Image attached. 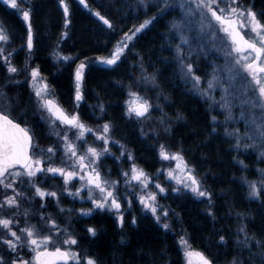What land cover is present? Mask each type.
Instances as JSON below:
<instances>
[{
	"label": "snow or ice",
	"instance_id": "6c2138e0",
	"mask_svg": "<svg viewBox=\"0 0 264 264\" xmlns=\"http://www.w3.org/2000/svg\"><path fill=\"white\" fill-rule=\"evenodd\" d=\"M3 2L17 10L27 24L26 47L31 58L34 48L33 28L30 23L31 11L21 9L20 4L24 0H3ZM79 3L85 8L89 7L86 0H79ZM60 5L65 17L64 27L67 28L70 24V9L65 0H60ZM137 5L145 9L158 6V11L152 17L144 19L138 26L134 25L129 31L123 32L120 39L113 45L110 54L106 57H96V61L110 66L117 65L125 56L126 50H131V42L138 39V34L148 29L158 18L167 15L169 11L179 8V19L173 18L168 30L179 36V43L175 45L174 59L177 62L180 79L185 84L190 83L192 90L197 91L201 96H209L213 104H215V98L209 94L219 87L223 94L219 103L225 113L224 122L243 119L247 129L244 133H240L239 129H225V135L235 138L234 148L237 151L242 147L244 149L258 148L259 155L264 158V19H261L264 17V11L257 13L252 6H242L240 0H178V2L177 0H162V2L157 0V5H152L151 0H137ZM89 11L92 10L89 9ZM93 15L98 17L107 29L115 33V25L110 19L99 11L93 12ZM192 33L195 35L193 36ZM63 35L67 36L68 33L65 32ZM9 39L5 29L0 27V41L8 42ZM194 39L197 42V48L192 46ZM208 45L216 51L223 50L225 63L223 67L214 65L207 79V87L202 88L204 78L196 75L199 69L194 67L193 63H186L184 46L189 49L187 58H190L196 51L207 55ZM11 56V52L6 54L4 48L0 47V61H3V65L6 66L7 73L18 74L22 69L12 64ZM57 59L69 61L71 57L57 54ZM88 67V58H85L76 65L72 74L74 99L77 106L84 98L83 84ZM140 67L144 72L143 64ZM30 76V87L34 92L36 110L48 113L49 126L54 129V135L60 142V147L55 145L47 148L39 147L26 124L22 126L17 122L18 118L11 116V98L7 97L3 88H0V98L7 101L6 104L0 105V191L11 192V195H4L0 199V230L4 232V235H0V249H3V253L0 254V264H70L73 261L75 264H98L95 257L86 256L82 259L80 253L73 250V246L78 245V239L69 232L68 226L61 227L51 213L41 212L39 222L31 223L33 212L30 208H24L21 211V200L27 199L29 203H33L36 197L42 201L51 197L57 198L56 202L59 206L58 193L41 187V184L48 179L62 177L64 190L69 196L79 197L81 202L91 201L92 208L80 209L79 216L90 217L96 210L115 212L119 226L122 228L125 222L122 201L126 197L118 194L119 180L106 178L99 168L101 158L110 151L112 125L105 122L102 125V132L95 134V142H103L102 149L88 144L81 151V145L86 143V134L93 133V129L80 119L78 113L69 114L59 105L52 97L49 85L42 82L43 78L40 76L38 67L31 68ZM141 79L145 84L151 82L155 86V73L144 75ZM9 83L15 85L20 81L9 80L5 87ZM38 84L40 86H37ZM128 87L129 99L124 101L125 114L137 120L149 119L154 110L153 105L139 92L133 91L132 85ZM237 106L241 109L238 117L233 113V109ZM104 107L103 103L99 105L101 113L104 112ZM156 107L159 108V105ZM165 115L162 114L158 119L159 123L166 125L164 130L168 132L170 128L166 124ZM212 120L217 122L215 116ZM57 122L64 127L56 130ZM73 131L76 133L75 137L71 135ZM244 140L251 143H244ZM58 152L63 153L60 165L53 163ZM125 153L126 149L121 145V156ZM159 155L162 160L177 162L175 168L167 170L166 173L169 180L175 181L174 192L187 190L197 198H207L211 205L212 197L203 188L202 178L197 177L195 168L190 167L179 152L169 153L165 145L161 144ZM127 157L129 161L134 159L131 152H127ZM116 159L119 160L120 157ZM238 162L247 167L243 161ZM160 171L157 170V172ZM257 171L261 177L259 181L248 180L246 177L240 179L248 186L249 199H258L264 204V198H262L264 197V168ZM121 176L124 178L127 197L137 199L142 210L150 211L158 223L162 218L167 219V210L158 214L160 208L158 195L166 191L159 182L153 181L152 177L135 163H132L129 170L121 171ZM40 177L44 179L40 180ZM74 177L79 178L80 185L75 191H71L69 184ZM25 181H27V188L34 190L31 197H26L25 192L19 190L20 187H24ZM134 185L139 187V192L134 190ZM153 186L156 191L149 190ZM82 190L87 191L86 198L81 195ZM132 205L133 199L128 198L127 208L131 209ZM47 206L46 203L40 204L41 209ZM64 211V208H59V212ZM209 215L215 218L211 208H209ZM21 217L24 221L23 227L20 226ZM132 223H136L135 217ZM162 227L169 229L170 225L164 223ZM246 228L245 224H241L237 229L238 235L244 234V239L237 238L235 244L249 250V264H253L255 257L259 258L260 264H264V241L249 236ZM45 229L47 234H44ZM86 231L93 237L97 234V229L91 226ZM61 235L66 238L60 240ZM219 239L222 243H226L224 236H220ZM252 241H255V246L260 251L251 252ZM179 245L183 251L185 264H216L214 257L193 249L183 237L179 240ZM25 249L27 252L24 251ZM230 264H238V258L234 257Z\"/></svg>",
	"mask_w": 264,
	"mask_h": 264
},
{
	"label": "trees",
	"instance_id": "16d2710c",
	"mask_svg": "<svg viewBox=\"0 0 264 264\" xmlns=\"http://www.w3.org/2000/svg\"><path fill=\"white\" fill-rule=\"evenodd\" d=\"M24 1L26 8L31 11L30 23L34 35V48L28 61L32 67L39 68L54 91V98L67 112L77 110L80 119L85 122H112L117 139L130 150L134 163L149 172L158 163L155 152L157 146L145 139L133 121L126 118L123 104L128 86L135 84L137 72L131 66L133 62L143 64L146 73H155L160 92L169 101L165 111L172 119L166 141L202 176L203 185L212 197L211 205H205L184 194L171 195L164 197L165 205L174 213L175 224L183 229L192 248L214 257L216 263L237 257L242 264H249V250L236 245L235 241L237 238L244 239L243 233H237L238 223L247 226L249 236L264 241V209L246 198L245 187L240 179L249 178L246 171H250L253 158L235 156L232 143L225 137L223 130L211 122V114L205 104L191 94H186L177 84L174 73L168 70L169 65L162 61L169 17L164 15L158 18L148 29L138 34V39L131 42V50L127 51L125 57L117 65L108 68L91 62L92 58L107 54L117 37L152 17L157 13L158 6L145 9L137 5V0H86L89 7L85 8L79 0H65L70 9V24L65 28L60 0ZM254 2L258 3V10L264 11V0ZM151 3L157 5V0H151ZM95 11L114 23L115 33L93 15ZM0 18L8 30L10 45L16 49L14 64L18 66L21 53L23 57H29L25 44L27 24L20 20L16 12L2 6ZM65 32L67 36L63 35ZM130 52L141 61L135 60L137 57L134 55L128 56ZM57 54L70 56L72 62L56 61ZM85 58H88L89 67L83 84L84 98L79 109L74 110L71 66L74 59L84 61ZM101 103L105 106L103 113L99 108ZM18 121L22 123L19 118ZM40 133V128L35 127L33 138L38 145L42 142ZM236 159L243 161L247 169L237 164ZM209 208L215 218L209 215ZM83 224L97 229L94 237H90L87 231L76 230L81 248L94 256L124 255L131 258V264L182 263L176 238L150 222L138 223L137 228L131 230L126 246L120 243L109 219L100 221L97 213H94ZM220 236L225 237L226 243L220 241ZM258 251L260 249L252 241L251 252ZM253 264H260L258 257L253 258Z\"/></svg>",
	"mask_w": 264,
	"mask_h": 264
},
{
	"label": "rangeland",
	"instance_id": "374dc122",
	"mask_svg": "<svg viewBox=\"0 0 264 264\" xmlns=\"http://www.w3.org/2000/svg\"><path fill=\"white\" fill-rule=\"evenodd\" d=\"M152 1H156V0H152ZM160 2H162V0H160ZM177 2H178V0H177ZM254 3H255L254 0H240V4L242 6H252L253 10L256 11L257 13H259L258 10L256 9V5ZM0 6L5 7L6 9H9V10H13L14 12H16L18 14L17 10L12 9L8 5L4 4L3 0H0ZM20 7H21V9H27L26 8V1L22 2L20 4ZM61 8H62V6H61ZM62 10H63V8H62ZM179 13H180L179 8H176L174 11H169L168 14L165 15V16L169 17V21H168V24L165 28V30H166L165 31L166 34L164 36L165 47L163 49L164 58L162 59V61L164 62L165 65H169L168 70L172 71L174 73V76L177 79V84L179 86H181L182 90L186 94H191L192 96L197 98L198 101L205 104V106L208 108V110L210 111V114H211L210 120L216 128L221 129V131L223 130L224 134H225V129H229V130L239 129L240 133H244L247 129L245 127V122L243 119H237L234 121H229L227 123L224 122L225 121V113H224L223 109H221L220 103H219L221 96L223 94L220 91L219 87H217L212 93L209 94L210 96H213L215 98V104H213V100L210 99L209 96H201L197 91L192 90V85L190 83L185 84L184 81L180 79V76L177 72V62L174 59L175 45L177 43H179V36L176 35L175 33L169 32V30H168L169 24L173 20V18L179 19ZM18 16H19L20 20H22L21 19L22 16L20 14H18ZM0 27H3L6 31V33L9 35L8 30L6 29V26L4 24V21L1 18H0ZM192 35L194 36L195 33H192ZM120 37H117L115 39L113 45L115 44L116 40L120 39ZM113 45L107 54H104L101 56H105V57L108 56L110 54L112 48H113ZM192 46H193V48H197V42L195 39L192 41ZM0 47L4 48L6 54L11 52L12 53V56H11L12 64L14 66H16L17 68L22 69L18 74H11L10 75L7 73V68L5 65H3V61H0V88H3L7 94V97L11 98V100H10V103L12 105V111L10 113L11 116L14 118H19L22 121V123L24 125L26 124V126L29 129H32V131L35 128V126H36V129L39 127L41 129L40 136H42L41 137L42 142H39V143L44 148H47L50 145H55L57 147H60V142L57 140V137L54 135V129L49 126L48 118H47L48 113L36 110V105L34 103V99H35L34 98V92L32 91V88L30 87V81H31L30 71L32 68V66L30 65V62L28 61V60H30V58L28 57V59H27V58L23 57V54L21 53V55H20L21 59L19 61V65L17 66L16 64H14L16 49L10 45L9 41L8 42L0 41ZM207 47H208V54L207 55H205L201 51H196V52H193V54L190 58H187V52L189 51V49L187 48V46H184V51L186 54V63H193L194 67L199 69L196 72V75H199V76L204 78L203 83L201 85L202 88L207 87V79L211 75L212 68L214 67V65H219V66L223 67V65L225 63V61L223 59V55H224L223 50L216 51L215 49L212 48L211 45H208ZM13 50H15V51H13ZM127 51L128 50H126V53H127ZM130 53L128 56L134 55L132 52H130ZM134 57H137V58H135V60L141 61L138 56L134 55ZM55 60L57 61V56H56ZM81 61L82 60L77 61L76 59H74L73 65L71 66L72 67V74H73V71H74L76 65L79 64ZM65 62H68V61H65ZM71 62H72V60H71ZM91 62H94L95 64H98V65L104 66V67H108V68L114 66V65L110 66V65H107L104 63H99L96 61V57L92 58ZM140 65L141 64L134 63V62H133V64H131V66H134V68L137 72V75L135 77V84H134V86H132V90L139 92L142 96H144L146 99H148L150 101V103L153 105L154 110L151 112V116L149 119L137 120L134 117L129 118L126 114H125V116L127 119H131L133 121L132 123L137 127V129L140 131V133H142V131H143L142 135L145 139L151 140L157 146V149L155 152H156V157H157L158 163H157L156 167L151 172H149V171H145V172L148 173L150 177H152L153 181L159 182L166 189V191L164 193H160L158 195L157 199H158V203L160 205L158 214H162L165 210H167L168 211L167 219L165 220L162 218L161 221L158 223L156 221V218L152 215V213L150 211L142 210V206L140 205V203L137 199H135L134 197H127L126 196L125 189H124V178L121 176V171L129 170L131 168L132 163H134V160H132V161L128 160L127 152H130V150L126 148L125 144H123L122 141L117 139V137L115 135L116 129H115V126L112 124V122L103 120L101 122L90 123L88 121L85 122L84 120H82L88 127L93 129V133L86 134V143L81 145L80 150L83 151L84 148L87 147L88 144H92V146L97 147L98 149H102L104 147L103 142L102 141L95 142V134L97 132H102V125L105 122H109L112 125V131L110 134L111 140L109 142L110 151H109V153L105 154L104 157L101 158V160L99 162V168H100L102 174L106 178H108L110 180H119L120 189H119L118 194L126 197L125 200L122 201V207L125 209L124 218L130 217L128 222L132 225H133V223H132L133 217L136 218V221H137V219H140V218L141 219L146 218V219H148V221L150 223L154 224L155 226H158L162 231H164L166 233H171L172 235H173V233L174 234L176 233L177 234V236H176V243L177 244L176 245H177V248L179 249L181 257L183 259V264H185L183 251L181 250L180 245H179V240L181 239V237H183L187 241H188V239L186 238V235L183 232V229L180 228L178 226V224H175V218H174V215H172L174 213L171 212L170 209L165 205V201L163 199H164V197H167V196L169 197L171 195L174 196V195L184 194V195H187L189 197L194 198L195 200H199L200 202L204 203L205 205H210V204H209L207 198H197L192 193L188 192L187 190L182 189L179 193L173 191V188L176 187L175 181L169 180L167 178L166 173H167V170L175 168V165L177 162L174 160H172V161L162 160L160 155H159L161 144L165 145L166 151H168L169 153L179 152V151L169 147V144L166 141L168 139L169 131L165 132L164 129H165L166 125L159 123V119H158L162 114H166L165 115L166 124H167V126H169V128L171 127L172 119L169 117V115L165 111V105L167 103H169V101L160 92V89L158 86L159 84L157 82H155V86L151 82H149L147 84L144 83L143 79H141V78L144 75H150V74L146 73V70L144 72H142ZM143 68H144V66H143ZM40 76L43 78L42 82L47 83V80L45 79V77L41 73H40ZM72 79H73V75H72ZM9 80H13V81L18 80V81H20V83L15 84V85L9 83L5 87L6 82H8ZM37 86H40V85L38 84ZM49 88L51 90L52 97L54 98V96H53L54 91L51 89L50 86H49ZM14 90H16V91H14ZM128 91H129V87L126 90L127 96H126L125 100L129 99ZM71 93L73 96L72 107L74 110L79 109V106L76 105V102L74 99V95H75V93H74V82L72 85ZM80 102H82V100ZM6 103H7V101H5L3 98H0V105H4ZM157 105H159V108L156 107ZM123 106H124L123 108H124V113H125V104H123ZM240 111H241V109L238 106L233 109V113L237 117L239 116ZM72 113H77V110L71 112L70 114H72ZM214 116L216 117L217 122H213L212 117H214ZM63 127L64 126L60 125L59 122H57L56 130L62 129ZM62 135H63V132L61 131V136ZM71 135H72V137H75V135H76L75 131H73ZM225 137L228 138V140L232 143L233 149H234L233 153L235 154V156H251L253 158V160L250 161L251 162V167L249 168L250 171H246L247 174L250 176H249V178H247V177L246 178L248 180L259 181L261 179V177H260V174L257 171V169L264 168V162H261L262 160H264V158H262L259 155V149L258 148L244 149L242 147L237 151L234 148V145L236 143L235 138L234 137H228L226 135H225ZM113 141H117L118 143H114ZM243 142L244 143H251V141H248V140H244ZM41 145H39V146H41ZM121 145H123L124 148L126 149V153L124 156H121ZM62 155H63L62 152H58L53 163H55L56 165H60ZM116 157H120V159L117 160ZM184 160L188 163V161L186 160L185 157H184ZM236 160L241 161L240 159H236ZM238 161H236V162H238ZM237 164H239L241 166V164L239 162ZM188 165L190 167H192L191 164L188 163ZM138 167L141 168L140 166H138ZM242 167L245 170L247 169L244 166H242ZM158 169L161 171L157 172ZM195 174L199 178L202 177L196 171H195ZM43 179H44L43 177H40V180H43ZM55 182H57V184H54ZM55 182H53V183H49V182L45 183L44 182L43 184H41V187L46 188L49 191L67 193L64 190L65 186H64V181H63L62 177H57V180ZM202 184H203V180H202ZM242 184L245 187V195L247 196L246 198L249 199V197H248V186L244 183H242ZM51 185H53V186L55 185L56 187L53 188ZM79 185H80L79 178L74 177L73 181L70 182V184H69V188L71 191H75V189L77 187H79ZM50 187H52V188H50ZM59 187L62 188L61 189L62 191L61 190L59 191ZM203 188L206 190L204 185H203ZM23 189H24L25 194H33V192H34V190H30L27 188V181H25V185H24ZM134 190L136 192H139V187L134 185ZM149 190L150 191H156L154 186L151 187ZM4 195H11V192L4 193L3 191H0V199H2ZM81 195L86 198L88 193L86 190H82ZM128 198L133 199V205H132L131 209L127 208V199ZM262 198H264V197H262ZM250 201L255 202L257 206L260 205L264 209V204H262L260 202V200L252 199ZM73 202L76 206H73L72 213L70 214V216L67 217V221L69 220L70 224H71V220H72V222L75 221V219H76L75 216L79 212L80 209L92 208L91 201L81 202L79 197L73 198ZM45 209H46V207H45ZM98 211L99 210H96L95 213ZM43 213H47V212L45 211ZM56 215L58 217V214H56ZM114 215L117 217V214L115 212H114ZM39 216H40V213H33V216L31 218V223H33V224L38 223L39 222ZM53 218H55V217H53ZM55 219H56L58 224H62V223H59L58 218H55ZM164 223H168L170 225V228L164 229L162 227V225ZM240 225L241 224L238 223L237 229L240 227ZM75 232H76V230H74L73 235L76 237ZM88 235H90V234L88 233ZM76 251H77V249H76ZM77 252H80V250L78 249ZM90 255H92V254L89 253L88 255H83V256L86 257V256H90ZM232 260L233 259L226 260L225 262H223L221 264H230V262ZM72 264H75V263H72ZM238 264H241V262L238 261Z\"/></svg>",
	"mask_w": 264,
	"mask_h": 264
},
{
	"label": "flooded vegetation",
	"instance_id": "af4514ba",
	"mask_svg": "<svg viewBox=\"0 0 264 264\" xmlns=\"http://www.w3.org/2000/svg\"><path fill=\"white\" fill-rule=\"evenodd\" d=\"M256 6L258 5V3H255ZM256 9L258 10V7H256ZM263 11V10H262ZM258 12H261L260 10H258ZM262 19H264L263 17H261ZM57 101V100H56ZM58 102V101H57ZM59 103V102H58ZM60 105V104H59ZM36 127V126H35ZM31 130V134L33 135V131L35 130V128L33 129H30ZM41 131V129H40ZM41 148H44L43 146H39ZM39 153H37L38 155ZM57 180V178L55 179H48L45 183L49 182V183H53ZM54 184H57V182H55ZM60 185V184H59ZM58 185V186H59ZM53 188L56 187L55 185H51ZM57 186V187H58ZM19 187V186H18ZM50 187V188H52ZM62 188L59 187V191L61 190ZM20 191L24 192V189L23 187H20L19 188ZM58 190V189H57ZM62 191V190H61ZM58 193V199H59V206H57V198H45V200H41L39 197H36L35 201L33 203H29L27 199H23L21 200V211H23L24 208H30L32 210L33 213H41V212H47V213H51L53 215V217L55 218H58L59 220V223H62L60 224L61 227H65V226H68L69 228V232L73 235L74 233V230H82V231H86V229L88 228V225L84 226V222H88V219L89 217H81L79 216V214L77 213L76 216H75V221L72 222L71 220V224H70V221L68 220L67 221V217L70 216V214L72 213L67 211L68 209H72L73 210V206H76L73 202V197H69V195L67 193H60V192H57ZM33 194H26V197H31ZM41 203H46L48 206L43 209H40V204ZM62 207L65 209V211L63 213L59 212V208ZM98 217L100 218V221H105V219H109L112 223H113V226L116 230V236L120 238V243L123 245V246H126L129 242V238H130V234H132V231L131 230H134L137 228V224L140 223V222H149L148 219H137L136 223L135 224H130L128 221L130 219V217L128 218H124V226L121 228L119 226V223L118 221L116 220L117 217L114 215V212H108V211H98L96 212ZM58 214V217L57 215ZM115 216V217H114ZM91 217V216H90ZM80 223V225L77 223ZM24 221H23V218L21 217L20 218V226L23 227L24 226ZM152 224V223H151ZM154 225V224H153ZM156 228H159L158 226ZM77 232V231H76ZM75 232V233H76ZM44 234H47V229H45L44 231ZM0 235H4V232L2 230H0ZM90 237H92L91 235H89ZM173 236L176 238V233L174 234L173 233ZM77 237V236H76ZM66 237L61 235L60 236V240H63L65 239ZM85 238L87 239V237L85 236ZM89 238V237H88ZM82 242V241H81ZM177 244V243H176ZM78 251V249L80 250V255H81V258L83 259L85 256L83 255H88V251L86 250H83L80 246V244L78 243L77 246H73V250L74 251ZM196 250V249H195ZM25 252H27V249L24 250ZM3 253V249H0V254ZM180 253V251H179ZM21 254H24V253H21ZM91 257H95L98 261V264H131L130 262L132 261L130 257H127V256H110V257H98V256H94L93 254L90 255ZM28 258V257H26ZM10 259V257H9ZM167 262H170L169 260ZM181 264H183V259L181 260ZM72 263H75V262H70V264ZM166 264V263H165ZM168 264V263H167ZM216 264H221V263H216Z\"/></svg>",
	"mask_w": 264,
	"mask_h": 264
},
{
	"label": "water",
	"instance_id": "95a60500",
	"mask_svg": "<svg viewBox=\"0 0 264 264\" xmlns=\"http://www.w3.org/2000/svg\"><path fill=\"white\" fill-rule=\"evenodd\" d=\"M97 19H98V17H97ZM99 20V19H98Z\"/></svg>",
	"mask_w": 264,
	"mask_h": 264
}]
</instances>
